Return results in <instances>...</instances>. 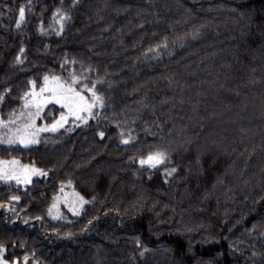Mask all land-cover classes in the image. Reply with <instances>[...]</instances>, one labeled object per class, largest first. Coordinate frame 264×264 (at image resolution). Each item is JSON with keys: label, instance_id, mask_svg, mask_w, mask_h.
<instances>
[{"label": "trees", "instance_id": "obj_1", "mask_svg": "<svg viewBox=\"0 0 264 264\" xmlns=\"http://www.w3.org/2000/svg\"><path fill=\"white\" fill-rule=\"evenodd\" d=\"M45 76L94 86L103 105L38 143H0L46 172L0 181L4 258L264 264V0H0V138ZM45 109L37 126L63 111ZM156 151L163 165L140 164ZM66 192L85 202L55 216ZM19 216L41 225L8 231Z\"/></svg>", "mask_w": 264, "mask_h": 264}, {"label": "snow or ice", "instance_id": "obj_2", "mask_svg": "<svg viewBox=\"0 0 264 264\" xmlns=\"http://www.w3.org/2000/svg\"><path fill=\"white\" fill-rule=\"evenodd\" d=\"M19 16L20 20L24 19L25 11L23 8H20L19 10ZM61 19L64 17L61 16ZM17 26H19V22L17 23ZM45 84L48 82V77H44ZM54 81H59V77H53ZM76 82V78L73 77V83ZM35 87V82H33V88ZM52 93V95L48 98H41L37 100V93L35 91L31 92L30 94L26 93V97L29 95L31 96L30 100L26 99L25 106L27 107L29 104H32L36 108V112L34 115H30L31 122L24 125V129H17L14 136H5L3 138H0V143H7L9 145L14 143H20L23 145L38 143V140L35 139V136L40 131H56L58 128L63 127V124L67 122V116L64 114H61V117L59 120H57L54 124L51 125V127H42L35 130V132H29L28 129L35 128V117H38L40 115V112L42 110V107L51 102L55 101L56 103L62 104V106L66 107L68 109V115L74 116L77 120H84L85 122L89 117L92 116V110L94 107L99 105H103L102 97L97 95L96 91L93 87H89L87 84H83V91H78L71 85H63L60 83H57V86L55 88L47 89ZM10 91V90H8ZM41 93L45 91V88H41ZM90 92L91 93V99L89 97L85 96L83 92ZM5 101V95L0 94V104H2ZM85 115H81V114ZM11 122V121H10ZM4 121L0 119V126L4 125ZM100 136L103 137L104 133L101 132ZM124 143H129L128 140L123 141ZM168 159L167 154L163 151H156L151 154H149L146 158L140 159L141 165H149L151 168H156L158 165H163L166 160ZM6 162L0 161V181H16L17 184H29L31 183V176L32 175H46L41 169L38 168H29L28 166H20L19 168L14 167L18 164L17 161H11L10 166L8 168L4 167V164ZM176 169L173 168L170 171H168V175H171L173 172H175ZM12 201H19L20 197L13 195L10 197ZM81 202L83 201V197H80ZM4 205H0V207H3ZM73 211H76V209H73ZM77 214H79L77 212ZM91 221H89L90 223ZM137 244L139 245V240H137ZM6 249L3 245H0V264H19V261L13 259L9 260L4 258V252ZM147 251V249H145ZM141 256L144 255L143 252L140 253ZM25 264H27V257L24 258Z\"/></svg>", "mask_w": 264, "mask_h": 264}, {"label": "rangeland", "instance_id": "obj_3", "mask_svg": "<svg viewBox=\"0 0 264 264\" xmlns=\"http://www.w3.org/2000/svg\"><path fill=\"white\" fill-rule=\"evenodd\" d=\"M57 83H60V84H63V85H65V86H67V85H71L72 87H74L75 89H76V85L75 84H69V83H67V82H65V81H61V80H59L58 82L57 81H54L53 79H51V78H48V82H47V84H44L41 88H45V91L43 92V93H41V88H35L34 90H32V92L33 91H35L38 95H37V100H39V99H41V98H48V97H50L51 95H52V93L50 92V91H48L47 89H51V88H55L56 86H57ZM27 100H30L31 99V96L29 95L27 98H26ZM25 104H26V100H25ZM50 105H56L58 108H60V109H62L63 111H62V113L61 114H64V115H66L68 118H67V122L66 123H64L63 124V127H60V128H58L56 131H51V130H49V131H40L36 136H35V139L36 140H38V138L40 137V135H42V134H45V133H49V132H58V131H60V130H62L64 127H66L68 124L69 125H72L73 127L75 126L76 127V125H84L86 122H88V120L90 119V117L87 119V121L85 122L84 120H77L74 116H71V115H68V109L66 108V107H64V106H62V104H59V103H56L54 100L53 101H51V102H49V103H47V104H45L43 107H42V110H41V112H40V115L38 116V117H35V128H30V129H28V131L29 132H35V130L36 129H38V128H42V127H51V125L52 124H54L57 120H59L60 119V117H61V115L55 120V121H47V123L49 124V125H39V126H37L36 124H39L40 123V120L39 119H43L42 118V116L44 115V113H45V107L47 108L48 106H50ZM28 108L31 110V111H27L26 112V114H23V118L20 120V121H17L19 124H18V126H15V128H14V130L10 133V135L9 136H14L15 135V133H16V130L17 129H21V130H23L24 129V125L25 124H28V123H30L31 122V119H30V115H28L27 116V114H29L30 112V114H32V115H34L35 114V112H36V108L32 105V104H29L28 105ZM93 111V110H92ZM81 115H85V114H81ZM14 117H16V119L18 120V119H20V114H19V112L17 113V112H15L14 113V115H13ZM7 123H8V121H7ZM29 145V144H28ZM0 155L1 156H3V151L0 149ZM6 158V157H5ZM24 159H26L25 157H23ZM0 161H4V162H6L5 164H4V167L5 168H8L9 166H10V162L11 161H16V160H10V161H6V159H4L3 157H0ZM27 164H25L24 166H26ZM14 167H17V168H19L20 167V164L18 163L16 166H14ZM29 168H36V167H30V166H28ZM38 169H40L39 167H37ZM44 173H46V172H44ZM37 176H44V175H32L31 176V181L35 178V177H37ZM22 184H24V183H22ZM27 185V184H26ZM64 188H69V189H71L70 188V186H68V185H66ZM78 202H79V204H80V200H79V198L75 195V197H72V194L71 193H68V192H66V193H64L60 198H59V200H56V202L54 203V209H55V216H61V208L63 207V205L65 204V203H69L70 204V207H72L71 205H77L78 204ZM83 203H81L80 205H82ZM2 205H4V204H2ZM79 205V206H80ZM69 207V208H70ZM1 208V211H3V215L4 214H9V212H8V208L4 205L3 207H0ZM53 209V210H54ZM71 211H73V209H70ZM33 215V214H32ZM65 215H63L62 214V218L64 217ZM25 218V217H24ZM24 218H22V217H16V218H13L12 220H11V227H12V229L11 228H9L8 226H7V228H9L8 229V231H10V230H15L13 227H15V226H13V224H17V225H20V224H26V225H32V226H34V225H37V224H39V225H41V221H31V220H28V219H24ZM33 218H35V217H33ZM18 228V227H17ZM40 228H42L43 230H44V232H43V235H44V239H46V240H49V239H51L53 236H55L54 235V233L53 232H50V231H48L44 226L42 227H40Z\"/></svg>", "mask_w": 264, "mask_h": 264}]
</instances>
